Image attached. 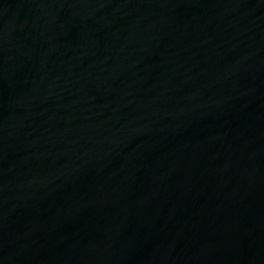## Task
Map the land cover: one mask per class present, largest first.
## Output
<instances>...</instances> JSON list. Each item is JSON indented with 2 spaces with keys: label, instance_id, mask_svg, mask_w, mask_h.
I'll return each mask as SVG.
<instances>
[{
  "label": "water",
  "instance_id": "water-1",
  "mask_svg": "<svg viewBox=\"0 0 264 264\" xmlns=\"http://www.w3.org/2000/svg\"><path fill=\"white\" fill-rule=\"evenodd\" d=\"M0 264H264V0H0Z\"/></svg>",
  "mask_w": 264,
  "mask_h": 264
}]
</instances>
